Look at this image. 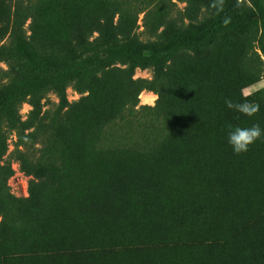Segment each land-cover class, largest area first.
<instances>
[{"label":"rangeland","instance_id":"rangeland-1","mask_svg":"<svg viewBox=\"0 0 264 264\" xmlns=\"http://www.w3.org/2000/svg\"><path fill=\"white\" fill-rule=\"evenodd\" d=\"M232 3L251 6L249 0H135L134 22L127 12L116 16L115 33L121 40H157L169 27L182 30ZM31 5L24 28L34 48L53 59L76 55L74 10L54 0H31ZM86 5L95 7L93 1ZM262 47L264 36L246 44L220 34L201 54L187 50L172 56L159 79L151 67H136L129 74L127 64L115 61L84 91L67 85L69 105L59 113L58 124V98L52 90L39 109L20 103L29 135L20 140L1 122L7 150L0 164L14 169L8 179L11 193L29 198L33 192L26 209L35 200L46 205L37 203L42 210L37 220L24 213V224L4 240L0 227V252L19 240L42 251L56 250L0 258V264H264L263 138L242 153L240 165L228 170L243 181L237 188L243 194L240 202L217 212L204 206L209 193L203 182L190 180L206 173L192 165L196 141L171 112L181 100L174 89L178 82L186 85L192 73H201L206 77L204 95H217L218 105L226 99L242 102L244 96L259 104L261 111L244 127L259 123L264 129ZM28 73L20 61L0 60V89ZM141 105L155 108L139 112ZM220 111L233 127L248 118L226 105ZM209 122L208 113L202 132ZM19 149L30 160L29 171L20 167ZM38 162L48 167L39 176L34 172ZM240 233L242 243L251 247L243 255L234 246Z\"/></svg>","mask_w":264,"mask_h":264},{"label":"trees","instance_id":"trees-1","mask_svg":"<svg viewBox=\"0 0 264 264\" xmlns=\"http://www.w3.org/2000/svg\"><path fill=\"white\" fill-rule=\"evenodd\" d=\"M54 1L73 9L77 19L73 38L77 54L63 59L45 56L31 44L24 28L25 21L32 11L31 0H0V60L20 61L26 65L29 72L27 77L12 80L0 89V124L6 123L16 131L20 140L29 135L25 133L28 123L22 120L19 112L20 103L27 102L33 109H39L45 93L52 90L58 98L54 118V123L58 124L59 113L69 105L67 85H73L76 90L82 92L96 82L100 70L115 61L127 64L129 74H132L136 67H151L155 79H159L166 74V66L172 56L187 50L201 54L220 34L232 35L246 44L260 41L264 36V0H249L250 7L241 3L224 5L210 18L201 22H189L182 30L169 27L159 39L152 41H139L135 38L121 40L116 36L118 19L115 20V17L119 18L122 13L127 12L128 20L134 22L135 0ZM88 1H93L95 7L87 6ZM127 2L130 5L129 11L125 6ZM94 32L97 35L91 38ZM3 38L5 40L1 42ZM261 49L264 51V47ZM205 78L201 73H192L186 85L179 81L174 89L181 100L171 112L185 124L183 131L196 141L198 148L194 153L192 150V165L206 173L202 178L192 176L190 180H201L206 186L209 201L204 206L208 207L207 209L223 212L240 202L243 196L237 189L244 186L243 181L228 174L230 168L241 164L242 153L235 154L228 143L230 123L220 111L226 104L218 105L217 95H204L202 79ZM147 88L154 89L152 85H147ZM154 108L141 105L137 111ZM208 113L210 122L206 124V131L202 132L200 124ZM171 116L164 115L167 120L172 121ZM249 118L238 126L244 127ZM190 147L187 145L186 149ZM6 150V136L0 126V160ZM17 152L21 169L29 171L31 164L25 150L19 149ZM47 168L46 164L38 162L34 172L39 176ZM13 174L14 169L10 164H0V227L3 240L8 233H15L14 227L24 224V213L29 214V219L37 220V216L42 213L37 203L39 206L46 205L35 200L32 201L33 205L26 209V201L34 197V194L31 191L29 198H24L11 193L8 179ZM252 222L254 221L249 223ZM243 233L235 234L234 237L235 252L239 255L251 248L242 243ZM55 250L50 247L42 251L35 248L33 243L19 240L13 243L11 249H3L0 258L35 256ZM235 264H239L238 261Z\"/></svg>","mask_w":264,"mask_h":264},{"label":"clouds","instance_id":"clouds-1","mask_svg":"<svg viewBox=\"0 0 264 264\" xmlns=\"http://www.w3.org/2000/svg\"><path fill=\"white\" fill-rule=\"evenodd\" d=\"M225 104L228 109L247 117L255 116L260 110L259 104L249 101L247 96H244L242 102L226 99ZM262 138H264V129L259 123H254L251 127L228 125V143L237 155L247 152L251 145Z\"/></svg>","mask_w":264,"mask_h":264}]
</instances>
